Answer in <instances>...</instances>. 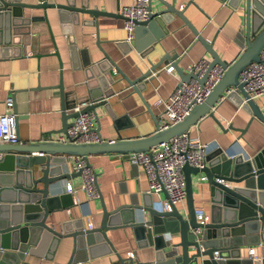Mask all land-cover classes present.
Returning <instances> with one entry per match:
<instances>
[{"label": "water", "instance_id": "obj_1", "mask_svg": "<svg viewBox=\"0 0 264 264\" xmlns=\"http://www.w3.org/2000/svg\"><path fill=\"white\" fill-rule=\"evenodd\" d=\"M76 1L0 0V57L7 56L9 50L10 52L16 50L12 52L15 55L22 54L24 39L29 32L28 26L31 21L44 20L48 27L45 10L47 7L57 9L60 16L62 12L69 14L70 17L67 19L61 18L60 22L63 23H77L79 12L92 15L95 26V19L98 15L111 17L117 15L124 19L116 11L89 8L87 0H78V4ZM157 1L163 7L153 9L152 0H148L147 18L135 24L132 39L116 42L119 46L122 43L128 44L130 48L134 46L139 56L147 60L148 67L141 71L139 66L134 64L139 73L129 78L100 47L103 53L100 59L95 62L83 61L86 79L90 85L89 101L79 110L67 111L60 79L58 88L61 98V125L56 130H50L49 135L52 132L66 134V128L72 124L70 119L81 112H91L95 115L97 122L95 108L99 105H106L107 98L113 93L111 88L114 82L113 71L124 78L132 90L137 93L152 78L151 71H155L162 63L173 66L179 76L177 85L194 76L190 70L183 71L180 68L176 53L165 51L155 62L146 58L154 49V41L165 33V23L172 15H177L183 23L189 26L195 39L203 44L211 58L199 82L203 83L207 71L214 64H219L224 68L221 79L203 102L191 107L183 120L167 128L156 126V130L151 134L133 139H101L99 142L91 143L61 142L50 139L19 142L17 133L19 116L14 114L15 111L12 108L16 141L0 142V264H15L23 252L34 250L45 251L46 256H52L60 240L67 236L73 238L72 256L78 251L87 253L96 245L107 244L113 248L106 235V230L126 225L133 229L135 235L145 243V246L152 247L153 258L140 261L131 256L128 258L118 256L120 264H125V260H129L130 264H264V258L243 255L240 250L243 246L259 243L260 234L264 233V154L248 156L242 152L232 153L231 145L227 148L216 147L207 152L205 165L201 168L187 163L183 165L185 210L181 211L176 204H172L169 211L157 210L153 207L149 192L145 193L148 201L144 200L143 203H139L138 200L131 198L129 202L119 203L114 208L107 209L99 195L102 207L101 220L94 228L76 226L57 230L47 225L44 220L49 210L58 207L54 200L57 198L56 189L59 182L71 174L80 175V171L71 173L65 169L64 165L68 156H83L86 164L89 165L88 154L148 150L153 144L186 131L189 126L195 124L206 114L212 116L221 128L211 107L218 101L221 92L229 86H235V88L227 92L225 97L237 96L236 104L250 114L245 126L252 119H258L264 124V112L253 99L249 98L238 81L240 70L250 62L259 59L258 53L264 45V0H227L234 9L239 7L243 9L245 22L244 47L232 62L219 58L213 49L214 40L204 38L185 16L184 10L189 3L194 5L193 0H189L182 9H177L172 2ZM25 7L42 10L41 17H24L22 9ZM48 32L54 44L52 53L56 55L61 67L62 62L50 27H48ZM70 38L71 35L66 34L70 49L73 51L75 48ZM96 43L100 46L99 39ZM228 128L240 132V135L246 129V127L236 128L231 125ZM98 129L97 122L95 131L99 133ZM32 151L36 154L31 155ZM196 173L203 174L204 178L201 181L207 185L209 201L207 222H201L195 216L191 174ZM94 183L96 184L95 176ZM161 192L163 196H166L164 190ZM172 234H178L177 241H172ZM214 250L217 251V255L214 254Z\"/></svg>", "mask_w": 264, "mask_h": 264}, {"label": "crops", "instance_id": "obj_2", "mask_svg": "<svg viewBox=\"0 0 264 264\" xmlns=\"http://www.w3.org/2000/svg\"><path fill=\"white\" fill-rule=\"evenodd\" d=\"M31 1L35 0H23ZM61 2L63 0H47ZM89 8H98L110 12H119L120 5L131 4L134 0H87ZM172 2L177 9H182L189 0H165ZM184 10L190 23L206 39H212L213 49L219 58L232 62L244 47V12L242 8L230 5L227 0H193ZM78 4V0L76 1ZM199 10H198V8ZM153 9L163 7L157 0H152ZM23 16H40L42 10L27 8ZM48 27L52 31L54 42L57 45L62 66L54 55L52 39L44 20H33L29 23V32L26 35L22 54L15 55L13 50L7 56L0 57V113L15 111L17 119V133L19 142L58 140L62 133L52 132L61 125L58 84L61 79L64 104L67 111H71L81 101H89V83L86 79L84 60L97 61L103 56L101 48L109 55L122 72L129 78L139 73L134 64L143 71L148 67L145 58H141L134 46L128 44L119 46L116 42L126 39L123 19L98 15L96 26L90 14L79 12L78 22H60L61 18L70 17L65 12L59 15L57 9L45 8ZM166 31L154 41V49L146 58L155 62L165 51L176 53L178 65L183 71L202 57L211 59L203 44L195 39L189 26L182 22L177 15L165 23ZM71 35L74 50L66 39ZM99 39L100 46H98ZM71 41V40H70ZM141 43V42H140ZM101 47V48H100ZM126 50V51H125ZM167 65L160 64L155 71H151L152 78L137 93L128 85L124 78L113 71L114 82L111 84L113 93L107 98L106 105L95 108L97 114L98 131L105 140L118 138L133 139L151 134L156 126L160 127L166 118L162 112V104L157 102L159 97L167 98L168 93L178 83L176 71H166ZM5 97L12 99L10 107L4 103ZM237 96L223 98L217 101L211 110L214 117L220 122L221 128L212 116L204 115L195 124L189 126L190 134L197 136L202 142L215 141L217 145L227 148L231 152H242L244 155L255 156L264 154V124L258 119L250 118L247 110L236 104ZM264 112V94L253 99ZM70 120H73L71 118ZM94 119V126L97 125ZM244 128L240 132L228 126ZM240 136V137H239ZM36 152L32 151L31 155ZM129 153L100 152L88 154L87 160L92 167L100 197L107 209H112L119 203L129 202L131 198L143 203L148 201L146 192L148 182L141 165H134L129 161ZM74 156H68L64 167L71 173ZM33 167H35L33 165ZM202 173L191 174L192 197L195 208L205 214L209 212V201L205 182L201 181ZM74 186L72 193L65 192L66 182ZM80 175L71 174L61 180L56 189L58 205L49 210L45 216L46 224L57 230L83 226L87 228L89 222L92 228L99 225L102 207L99 197L90 198L80 186ZM40 186L39 184H36ZM159 196H163L162 193ZM158 195L151 194V200L156 201ZM53 202V201H52ZM176 206L185 210V203ZM65 225V226H63ZM113 248L107 244L96 245L86 252H74L72 256L73 238H62L52 253L46 256L45 251L23 252L15 264H120L118 256L128 258L132 253L133 259L146 261L153 258L152 247L145 246L144 242L135 235L130 226H119L106 230ZM178 240V234H172V241ZM253 247L252 257L264 258V233L260 234L259 243L243 246L240 250L243 255H249L248 248ZM125 264H130L125 260Z\"/></svg>", "mask_w": 264, "mask_h": 264}, {"label": "built area", "instance_id": "obj_3", "mask_svg": "<svg viewBox=\"0 0 264 264\" xmlns=\"http://www.w3.org/2000/svg\"><path fill=\"white\" fill-rule=\"evenodd\" d=\"M148 0H134L131 4L120 5L119 13L123 16V27L126 31V39L131 40L133 30L137 22H141L148 15ZM258 60L247 64L238 73V81L247 92L249 98L264 94V45L258 53ZM209 59L202 57L193 62L189 67L194 76L188 80L175 85L168 93L167 98L159 97L157 102L162 104V112L166 121L159 128H167L169 125L183 120L190 112L193 105L201 103L213 89L215 84L221 79L224 68L219 64H214L206 73L203 83L199 82L203 72L209 64ZM165 70L172 71L173 66L168 64ZM235 86H229L221 92L218 101L225 98L226 93L233 90ZM4 103L10 107L12 99L5 97ZM87 102L81 101L74 107L79 110ZM95 115L91 112H81L74 117L72 124L66 128V134L59 136L56 141H71L73 143L99 142L102 138L95 131ZM14 116L12 112L0 113V142H15ZM220 147L215 141L202 142L197 136L190 134L189 127L186 131L169 137L168 140L153 144L148 150L130 152L129 161L132 164L141 165L148 182L147 192L157 194L158 198L153 202V207L160 211L171 210L172 204L185 203V181L182 167L185 163L199 168L205 165V155L210 150ZM74 171H80L81 188L84 189L90 198L99 197V192L94 183V171L86 164L83 156H74ZM203 176L200 177L203 180ZM65 192L72 193L75 189L70 182L64 183ZM164 190L166 196H159ZM195 216L201 222H207L208 214L196 208ZM87 228H92V223L87 224ZM170 237L169 234H166ZM248 253L254 255L253 247H249ZM132 256L131 252H128ZM217 255V251L214 250Z\"/></svg>", "mask_w": 264, "mask_h": 264}]
</instances>
